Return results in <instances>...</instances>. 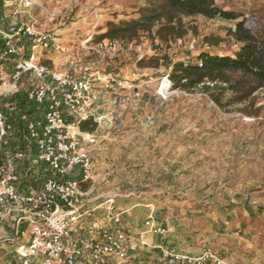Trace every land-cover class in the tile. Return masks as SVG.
Segmentation results:
<instances>
[{
	"label": "rangeland",
	"instance_id": "rangeland-1",
	"mask_svg": "<svg viewBox=\"0 0 264 264\" xmlns=\"http://www.w3.org/2000/svg\"><path fill=\"white\" fill-rule=\"evenodd\" d=\"M32 1L31 8H24L18 0H12L7 24L20 26L34 20L39 31L55 32L63 47L75 50L79 46V53L81 40L88 36L94 42L113 41L120 49L113 58L87 51L79 55L82 63L97 67L88 69V73L95 76L99 72L102 77L94 83L101 94L99 112L113 111L117 117L111 122L106 120L93 148L96 172L86 189L94 202L113 197L126 208L125 201L131 199L136 206L147 205L154 212L168 214V218L190 230L189 221L180 220V216L189 217L187 207H207L210 199L223 204L236 193L252 196L262 192L264 171L257 177L259 186L249 188L251 184L246 185V180L252 174L243 173L241 168L246 170L250 163L258 169L264 167L261 159L250 158L253 152H264V88L238 102L233 99L228 103V95L224 94L223 106L215 104L200 87L191 91L172 88L166 99L156 94L160 77L170 73L175 62L197 63L201 52L236 51L240 43L230 34L234 20L185 16L181 21L186 32L165 42L155 35L157 25L130 39L97 40L108 23L137 18L146 1ZM218 5L242 14L240 18L245 19L250 32L264 39V0H223ZM9 40L0 33L1 48ZM30 44L29 39L18 41L17 57L27 54ZM45 50L39 53L41 64L63 68L65 52ZM139 53L144 56L137 61ZM11 59L15 56L2 61L6 76ZM103 72H107L105 76ZM108 73L117 74L126 80L125 86L131 87H104ZM2 81L1 91L11 88L9 80L4 85ZM124 89L128 94H123ZM159 218L155 216V220ZM9 260L0 257V264H8Z\"/></svg>",
	"mask_w": 264,
	"mask_h": 264
},
{
	"label": "built area",
	"instance_id": "built-area-1",
	"mask_svg": "<svg viewBox=\"0 0 264 264\" xmlns=\"http://www.w3.org/2000/svg\"><path fill=\"white\" fill-rule=\"evenodd\" d=\"M18 2L24 8L34 3ZM0 33L11 38L0 47V80L11 82L0 90V247L13 264H144L133 258L137 244L113 199L96 203L86 189L96 172L92 146L98 131L106 120L117 119L113 111L99 112L101 94L94 85L102 79L99 72L63 74L41 64L39 53L52 47L56 34L33 23L10 24ZM24 39L31 41L29 52L17 57V42ZM80 49L110 58L120 50L113 41L94 42L91 36L81 40ZM12 56L6 76L2 61ZM105 80L131 87L117 74ZM172 88L169 72L163 73L157 96L166 99ZM83 122L89 129H81ZM143 230L167 232L153 209ZM153 264L225 262L211 250L190 257L164 249Z\"/></svg>",
	"mask_w": 264,
	"mask_h": 264
},
{
	"label": "crops",
	"instance_id": "crops-1",
	"mask_svg": "<svg viewBox=\"0 0 264 264\" xmlns=\"http://www.w3.org/2000/svg\"><path fill=\"white\" fill-rule=\"evenodd\" d=\"M7 2V6L10 7L12 0ZM8 11L9 9H7ZM8 17L7 23H9ZM28 22L35 23L34 20H28ZM58 36L56 34L52 47L45 50L49 53L50 51L59 53L60 50L65 52L62 57L63 68L57 69L52 66L53 70L63 74L78 73L80 75L87 73L88 69L92 67L97 68L90 63H82V58L79 55L84 52L80 49L81 53H79V46L75 50L74 48L69 50L67 47H63ZM106 73L102 74L105 76ZM119 79L123 81L124 85L128 84L126 80ZM103 85L104 87L113 86L107 80ZM122 91L124 95L128 94L125 89ZM93 148L94 146H92ZM250 158L252 160L261 159L260 163L262 164L264 152H253L250 154ZM245 168L246 170L241 168L243 173L252 174V177L246 180L248 181L246 185L251 184L249 188L259 186L257 177L262 174L264 167L258 169L253 166V163H250ZM239 185L236 186V189ZM260 191L262 192L256 191L257 194L249 195L250 197L245 196L244 193H236L234 197H228V201L223 204L210 199L206 201L207 207L197 205L187 207L186 212L189 217L182 218L180 216V220H188L191 226L190 230L168 218V214L155 211V216H160L156 221L166 227L167 232L164 235L144 232L143 222L151 210L147 205L139 207L133 203L134 201L128 199L125 201L126 208H122L117 201L115 202L116 199L111 198L116 208L122 211V224L131 230L132 240L137 244L133 258L135 257L138 262L156 263L162 258L164 249H174L177 253L190 257L211 250L225 264H264V188ZM238 192L240 191L238 190ZM103 209L102 206L100 210L103 211ZM2 231L0 228V234ZM0 253V257H7L8 252L1 247ZM8 264H13V262L8 261Z\"/></svg>",
	"mask_w": 264,
	"mask_h": 264
},
{
	"label": "trees",
	"instance_id": "trees-1",
	"mask_svg": "<svg viewBox=\"0 0 264 264\" xmlns=\"http://www.w3.org/2000/svg\"><path fill=\"white\" fill-rule=\"evenodd\" d=\"M8 0H0V30L8 31ZM140 14L124 22L108 23L105 32L97 36L102 38H132L139 32H149L157 25L155 35L162 41L181 37L186 31L182 17L201 15L206 18L221 17L234 20L230 29L232 37L240 47L232 54L201 52L198 63L175 62L169 73L173 88L191 91L200 87L218 106H223L224 94L227 102L242 101L258 89L264 88V39L253 35L246 27L242 14L225 10L218 5L223 0H145ZM81 129H89L87 123Z\"/></svg>",
	"mask_w": 264,
	"mask_h": 264
}]
</instances>
